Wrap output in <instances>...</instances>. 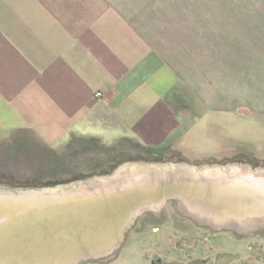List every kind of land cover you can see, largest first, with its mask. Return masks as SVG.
I'll return each mask as SVG.
<instances>
[{"label": "crops", "instance_id": "obj_1", "mask_svg": "<svg viewBox=\"0 0 264 264\" xmlns=\"http://www.w3.org/2000/svg\"><path fill=\"white\" fill-rule=\"evenodd\" d=\"M247 104L264 112V0H0L9 152L72 138L162 150L199 110Z\"/></svg>", "mask_w": 264, "mask_h": 264}, {"label": "water", "instance_id": "obj_2", "mask_svg": "<svg viewBox=\"0 0 264 264\" xmlns=\"http://www.w3.org/2000/svg\"><path fill=\"white\" fill-rule=\"evenodd\" d=\"M176 202L214 231L264 230V167L134 159L49 186L0 185V264H83L114 255L145 213Z\"/></svg>", "mask_w": 264, "mask_h": 264}, {"label": "rangeland", "instance_id": "obj_3", "mask_svg": "<svg viewBox=\"0 0 264 264\" xmlns=\"http://www.w3.org/2000/svg\"><path fill=\"white\" fill-rule=\"evenodd\" d=\"M246 106L251 112L243 111V115L232 111L221 114L199 110L186 122L187 133L181 140L157 151L148 152L142 146L123 141L116 146H106L100 140L89 138H72L51 156L39 144L24 143V153L20 156L12 150L9 152L6 145H0L3 148L0 152V185L68 183L113 171L123 160L145 157L193 165L242 162L264 167V112H257L253 104ZM217 232L236 231H214L200 226L182 215L176 202L169 201L159 214L140 216L114 255L83 264H178L172 253L175 255L182 249L196 256L217 254L219 241L212 242V236H209ZM220 236L223 234L215 235L216 238ZM240 240L234 244L223 241L225 245L221 248H227L234 255L226 264H240V259L245 256L244 263L253 264L251 260H256V255L261 252L263 258L258 264H264V230L263 234L242 236ZM219 263L224 264L223 261Z\"/></svg>", "mask_w": 264, "mask_h": 264}, {"label": "flooded vegetation", "instance_id": "obj_4", "mask_svg": "<svg viewBox=\"0 0 264 264\" xmlns=\"http://www.w3.org/2000/svg\"><path fill=\"white\" fill-rule=\"evenodd\" d=\"M239 115H243L241 113H239ZM216 163V162H214ZM221 235L223 234V236H220L219 238H216L215 235ZM228 234H230L231 236H229ZM226 233V232H221V233H212V235H209V236H212L211 237V241L212 242H215V240L219 241L218 242V245L220 247L219 251L217 254L215 255H210V254H202V255H195L191 252H184V250L182 249V253H177V252H181V251H176L175 252V255L172 253V255L174 256L175 260L178 261L179 263L178 264H200L198 263V261H201V264H216L218 262V264H220L219 262L223 261L224 264L228 263L227 260H230L232 261V253L227 249V248H221V246H224L225 244L223 243V241H228L229 243L228 244H234L236 243L237 241L240 242L241 240V237L242 236H247V235H252V234H263V230L261 231H257V232H252V233H247V234H239L237 232H229V233ZM226 236V237H225ZM208 241H209V238H206ZM261 247H259L260 249ZM259 249H257L256 251H259ZM209 251V250H208ZM184 252V254H183ZM256 260H251V262L253 264H258V262L260 260H262L263 258V253H258L256 255ZM172 258V259H174ZM247 257H242L240 259V264H245L244 262H246V259ZM174 260V261H175ZM243 260V261H242ZM163 261V259L161 260V262ZM250 261V260H249ZM164 262V261H163Z\"/></svg>", "mask_w": 264, "mask_h": 264}, {"label": "trees", "instance_id": "obj_5", "mask_svg": "<svg viewBox=\"0 0 264 264\" xmlns=\"http://www.w3.org/2000/svg\"><path fill=\"white\" fill-rule=\"evenodd\" d=\"M91 140H93V141H97V140H95V139H91ZM121 141H123V142H132V143H134V144H136V146L138 145V146H141L139 143H136V142H134V141H129V140H126V139H122V140H119V141H117V142H115L114 143V146H116V144H118L119 142H121ZM143 147V146H142ZM147 149V148H146ZM149 151H151V150H149L148 149V152ZM136 159H140V158H136ZM143 159H147V160H152V159H154V158H148V157H145V158H143ZM156 159V158H155ZM129 160H134V159H129ZM158 160H160V159H158ZM123 161H126V160H123ZM123 161H121V162H123ZM120 163V162H119ZM109 172H111V171H108V172H106V173H103V174H108ZM56 184H58V183H48V184H45V185H39V186H37V187H41V186H49V185H56ZM34 186V185H33Z\"/></svg>", "mask_w": 264, "mask_h": 264}, {"label": "built area", "instance_id": "obj_6", "mask_svg": "<svg viewBox=\"0 0 264 264\" xmlns=\"http://www.w3.org/2000/svg\"><path fill=\"white\" fill-rule=\"evenodd\" d=\"M98 98H100L102 95L100 93H97L96 95Z\"/></svg>", "mask_w": 264, "mask_h": 264}]
</instances>
